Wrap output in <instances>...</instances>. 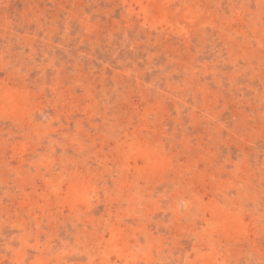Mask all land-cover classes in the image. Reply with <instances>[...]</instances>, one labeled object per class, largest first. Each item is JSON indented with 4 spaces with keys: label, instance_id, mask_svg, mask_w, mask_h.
<instances>
[{
    "label": "rangeland",
    "instance_id": "1",
    "mask_svg": "<svg viewBox=\"0 0 264 264\" xmlns=\"http://www.w3.org/2000/svg\"><path fill=\"white\" fill-rule=\"evenodd\" d=\"M0 264H264V0H0Z\"/></svg>",
    "mask_w": 264,
    "mask_h": 264
}]
</instances>
